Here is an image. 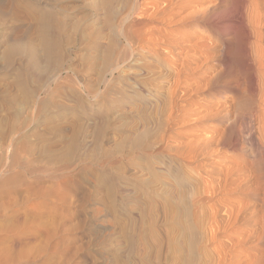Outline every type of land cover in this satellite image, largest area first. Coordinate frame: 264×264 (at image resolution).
Returning <instances> with one entry per match:
<instances>
[{
    "label": "rangeland",
    "instance_id": "obj_1",
    "mask_svg": "<svg viewBox=\"0 0 264 264\" xmlns=\"http://www.w3.org/2000/svg\"><path fill=\"white\" fill-rule=\"evenodd\" d=\"M132 1L134 2L132 3L131 0H0V85L7 86L9 90L8 92L5 86L0 88L2 91L0 136L6 134V131L16 123L28 127L26 135L34 151L32 149V152L27 154L18 150L20 156L23 154V159L19 155L18 158L22 159V164L27 162V157L35 158L31 168L37 170L35 174H26L25 163L19 168L10 169L11 171L8 169L9 174L1 179L7 180L13 175L20 174L23 180L35 182L36 187L51 188L56 182L49 177L53 168L64 170L63 167H68L71 163L73 165L68 169L70 173L66 182L67 189L62 188L64 190L62 192L72 202L68 223L64 221L66 214L62 209L56 214L51 210L35 209L23 199H18L16 202L13 196H9L7 190L12 186L1 187L0 264H151L153 261L154 264L156 261L157 264H195L197 248L192 247L189 237L188 240L185 237L182 244L174 240L166 246L162 242L161 237L166 238L172 232L173 221L169 211L174 205L169 197L166 198L164 194L160 198L167 211L162 223L155 228L156 225L151 226L152 223L154 224L152 221L155 220V215L149 210L148 202L141 204L143 200L139 188H136L138 191L136 195H132L133 197L140 195L137 196L138 198L135 197L136 199L133 198V204L136 203L137 209L127 213L121 211L120 193L116 192H119L118 188L121 186L118 185L119 179L123 174L121 161L129 162L140 170L142 179L150 181L155 176L161 183L174 184L173 170L168 167L169 154L180 145L181 148H187V144L191 143V147H194V142L202 133L199 127L187 130L185 126L187 123L182 118L176 119L181 120L178 126H174L173 120L168 118L169 97L171 91L176 89L177 76L182 71L184 49L189 44L187 40H194L196 45L192 41L194 45L191 43L188 47L197 50L199 38H218L223 41L224 34L215 29L206 31L207 27H212L209 24H202L204 29L198 30L188 22L180 21L182 16L192 13V10H198L200 7L198 4L192 3V6L191 3L190 5L179 3V0H173L174 3L172 0ZM168 1L171 3L169 2L167 6ZM134 3L136 10L128 23L124 24V17ZM175 4L176 6H173ZM45 8L51 9L55 17L49 34L51 33L50 36L59 42V48L64 56V68L69 71L67 74L63 73L61 85L59 84L61 92H57L53 97L43 95L46 99L52 98V100L41 112H31L24 109L25 106L21 103L25 96L24 92L22 89H16L15 85L21 81L29 87L28 90H36L39 72L35 70L28 72L19 55L13 57L12 61H15L11 63L13 67L6 65L3 51L9 42L8 46L17 41V43L28 41L38 43L40 24L36 21L35 13ZM160 8L161 11L166 10L161 12ZM156 10L164 15L167 11L171 13L172 10L171 14L174 11L176 15L174 22L169 23L170 20L165 22L162 17H154ZM28 18L32 20L29 21ZM131 26L133 28L129 29ZM121 27L126 32L128 29L139 27L140 29H135V31L141 30L137 31L139 35H134L135 39L130 37V40L137 43L129 40V44L120 34ZM194 34L197 36L195 37ZM126 59L127 61L124 62ZM120 63L119 69L108 75L113 66ZM42 65L45 66V63ZM20 69L23 71L26 69V73ZM18 73L20 76L17 75ZM14 78L18 80L17 83ZM10 80L13 86L10 85ZM11 86L13 90L10 89ZM6 91L9 93H6L8 94L6 98L14 92L16 105L7 104L6 107ZM15 92H18V95ZM96 94H98L97 99L93 100L92 96ZM176 94H178L175 97L177 102L183 104L184 93L180 88L177 89ZM1 105L4 106V110L10 108V112L2 111ZM238 122L235 123V130L241 127L240 120ZM209 126L216 124L212 123ZM2 139H4L3 135L0 139V159L5 161L6 157L12 156L15 147L12 146L8 149L9 153H6L8 143ZM73 139L80 144L79 155L82 159L76 161L78 159L76 157L74 162L51 164L47 159L48 155L63 153ZM137 139L140 141L139 147H135ZM154 148H157V151ZM134 151L136 154L130 159L129 154ZM227 151L223 154H228ZM189 177L193 186H197L200 180L197 173L192 172ZM1 181L0 186L3 184ZM166 187L163 186V189L166 190ZM175 202L177 207L175 211L179 218L184 219L182 202L180 200ZM64 222L65 226H63ZM55 228L59 230L60 237L47 246V235ZM66 230L68 232L65 234ZM150 230H154L152 231L154 234ZM157 234L162 235L154 237ZM16 236L25 239V244L17 249L12 247V239ZM158 242L161 243L160 246L162 244L165 246L162 245L163 248L158 246ZM151 250L157 251L158 254ZM151 257L153 260L150 259Z\"/></svg>",
    "mask_w": 264,
    "mask_h": 264
},
{
    "label": "bare ground",
    "instance_id": "obj_2",
    "mask_svg": "<svg viewBox=\"0 0 264 264\" xmlns=\"http://www.w3.org/2000/svg\"><path fill=\"white\" fill-rule=\"evenodd\" d=\"M131 2L133 3L134 1L131 0ZM169 2L171 3V1H168L167 6ZM179 3L188 5L194 3L200 6L199 9L197 8L198 10H192V13L185 14V17L182 16L183 19L181 18L180 21L188 22V24L197 27L198 30L204 29L202 24H209L212 27H205L206 31L215 29L224 34L223 41L218 38L209 39L201 36L202 38H199L197 42V50L188 47L192 41L195 44L194 40L189 38L190 40L186 41L189 43L187 44L184 39L188 46L184 49L182 71L178 73L176 89L171 91L169 97L170 114L168 118L171 121L173 120L174 126H178V122L181 121L176 119L182 118L187 123L185 125L187 130L199 127L202 133L197 141L194 142V147H191V143L187 144V148H181L180 145L174 151L172 149L173 152L169 154L168 167L173 170L174 184L161 183L159 178L155 176L150 181L142 179L140 170L129 162L121 161L123 174L122 176L120 175V179L118 178L120 182L118 185L121 186L118 188L119 192H116L120 193L121 204L119 205L124 213L137 209L136 203L134 202L133 204V198L139 194L137 193V196H133L138 192L136 188H139L143 201L139 200L141 204L145 202L150 204L149 210L155 215V220L152 221L154 224L152 223L151 226L156 225L154 227L157 228L162 223L165 211H167V207L160 199L165 194L166 198L169 197L174 205L172 208L170 207V213L168 212L173 221L171 235H165L166 238L163 236L164 240L161 237L162 242L166 246L170 242H174V240L182 244L185 237L187 240L189 237L192 247L196 246L197 248L195 264H264V0H179ZM173 6H176V4ZM155 9H157L156 5ZM135 10L134 3L124 17V24L131 18ZM156 11L155 15L152 13L154 17H162L165 22H169V20V23L171 21L174 22L173 19L176 16L174 11L173 14H171L172 10L171 13H167V11L166 14L168 15L161 13L164 12L161 11V8V12ZM35 14L36 21L40 24V28H38V31L40 30L38 43H32L31 41L17 43L18 41H15L16 43L8 46L10 42L8 41V44L4 42V45L6 44L8 47L5 45V50L3 48V57L6 65L9 64L11 67V63L15 62L12 61L13 57L19 55L28 72L30 71L31 73L34 70L39 72L36 90H28V86L26 87V84H22L21 81L18 84V80H15L16 78L14 80L17 85H14L16 89H22L24 92L23 101L20 99L25 106L24 109H28L31 112H41L48 102L52 100V98L46 99V97H53L57 92H61L60 83L63 73L67 74L69 70L64 68V56L59 48V42L50 36L51 33L49 34L55 22L51 9L45 8ZM153 16L151 15V18ZM31 20L29 19V21ZM132 26L129 29L133 28ZM156 28L159 29L157 26ZM129 29L126 32L121 27L120 34L130 44V41H134L130 40V37L135 39L134 35H139L137 31L141 30ZM137 38L139 39V37ZM126 61L127 59L124 62ZM42 63H45V66ZM6 65L5 63L3 65L5 69ZM120 66L121 63L113 66L108 75H112ZM23 72L22 74H24ZM19 73L17 74L18 76H20ZM10 85H12L11 80ZM2 86L5 85L2 84ZM12 86L10 89H12ZM178 88L184 93L183 104L177 102L175 98L178 95L176 94ZM6 89L8 90V88ZM8 92H5V98L9 94ZM18 92L15 93L18 95ZM13 95L10 94L6 100L3 99V101H7L5 102L6 107L8 106L7 104L10 106L16 103L15 100L17 99ZM43 95H46V97L44 96V98ZM97 95L92 96V99L96 100ZM3 107L1 105L2 111L4 110ZM9 109H5L6 112ZM239 120L241 127H239V130H235V123H239ZM212 123L216 124V126L210 127L209 125ZM22 125L24 124L21 123L20 125L19 123L17 125L16 123L14 126L11 125L12 127L6 131V134H1L0 136L1 139L3 135L5 142L8 143L7 151L12 146L15 147L10 158L6 157L5 161L2 158V160L0 159V179L7 173L9 174L8 169L11 171L10 169L19 168L25 163L26 174H35L34 172L37 171L31 168L32 164L35 163V158L28 159L27 157V162L22 164L23 154L21 155L22 157L18 154L19 151L29 154L33 149L26 135L28 127L25 128ZM169 138L171 140L170 136ZM109 139L107 140L109 141ZM240 143L244 146H240ZM139 144L140 141L138 139L135 140V147H139ZM154 149L157 151V148ZM226 150H228V154H223ZM7 151L6 153H9ZM79 151L80 144H78L76 139H73L63 153H52L48 155L47 159L51 164L74 162L76 157L78 158L76 161H80L82 156L79 155ZM135 152L129 154L130 159H133ZM18 155L22 158L21 160ZM69 166L73 167L72 163ZM69 166H66L67 168L63 167L65 168L64 170L53 168L52 172L49 173V177L56 182L51 188L38 185L36 187L35 182H28L25 178L23 180L20 174H16L7 180L1 179L3 182L0 181L3 184L0 189L1 187L9 188V186H12L9 189L7 188L9 196H13L16 202L18 199H23L27 204L38 210H51L56 214L62 209L66 214L64 221L68 223L72 202L69 201L68 196L63 192L67 189L66 182L70 173L68 171L70 169ZM192 172L197 173L200 178L197 186H193L189 177ZM167 185L171 187L167 188ZM163 186L166 187L167 191L163 189ZM110 190H112L111 187ZM175 200H180L183 204V220L179 218L175 211L177 208ZM147 206L149 205L147 204ZM65 222L63 226L66 225ZM158 230L156 232H159ZM67 232L68 230L65 231V234ZM158 234L154 237L157 238ZM59 237L58 229L55 228L49 232L47 235V246H50ZM161 239L159 240L161 241ZM154 243L156 244V240ZM24 244L25 239L20 236L12 239V247L15 249L22 247ZM143 244H146V242ZM164 244L162 245L165 246ZM141 247L143 248V246ZM160 247H158V250ZM151 251L150 253L153 254ZM153 252L156 253L157 251ZM153 255L152 257H155ZM161 260L163 258L159 261L161 262ZM145 261L147 260L145 259ZM151 264H154V261Z\"/></svg>",
    "mask_w": 264,
    "mask_h": 264
}]
</instances>
